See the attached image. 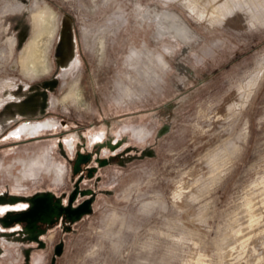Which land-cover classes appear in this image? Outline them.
<instances>
[{
  "label": "rangeland",
  "instance_id": "obj_1",
  "mask_svg": "<svg viewBox=\"0 0 264 264\" xmlns=\"http://www.w3.org/2000/svg\"><path fill=\"white\" fill-rule=\"evenodd\" d=\"M49 1H30L16 49L5 20L15 1L0 0V189L69 187L54 135L7 133L42 114V96L68 127L132 114L139 141L151 109L174 107L155 157L101 171L113 192L63 236L55 264H264V0Z\"/></svg>",
  "mask_w": 264,
  "mask_h": 264
},
{
  "label": "flooded vegetation",
  "instance_id": "obj_2",
  "mask_svg": "<svg viewBox=\"0 0 264 264\" xmlns=\"http://www.w3.org/2000/svg\"><path fill=\"white\" fill-rule=\"evenodd\" d=\"M13 1H15L14 4L6 7L8 9L5 12V20L17 49L23 46L31 33L32 16L29 11L31 0ZM42 1L50 2L49 0L48 2ZM177 27L175 30L173 24V26H168L167 31L174 33L173 30L181 29L180 24ZM180 31L183 33L184 29L177 32L179 34L177 39L183 42L187 34L181 35ZM182 51L184 52L185 49L182 48ZM177 65L187 71L182 62ZM41 99L42 114L19 115L8 125L7 133L12 137L30 135V137H23L24 140H39L47 135H54L55 153L66 168L65 176L69 187L58 191L44 188L32 192H12L6 188L0 189V199L3 201L10 199L11 195L23 197V200L15 203H0V258L18 255L15 264H40L38 255L48 248H50L49 264H55L64 250L63 236L74 231V225L84 216L92 213L94 202L100 194L111 195L113 192L110 189L99 187L102 180L101 171L108 167L124 168L135 161L155 157L159 139L170 130L171 118L169 116L174 109L173 101L162 103L151 109L153 118L142 126L145 136L139 141L132 137L131 130L136 126L132 121V114L121 117L98 116L102 125V128L98 130L93 129L95 121L78 120L68 127V120L59 117L53 119L52 116L46 115L48 114L46 112L48 97L42 96ZM52 103H58V100L53 99ZM143 112H149V110L145 108L139 110V113ZM41 122L42 125L48 122L53 124L41 130H33L36 133H27L30 130L17 133L23 125L31 129L36 123L41 124ZM53 126L54 129H52ZM88 129L93 131L88 133ZM41 131L43 133H39ZM12 132L14 135L11 134ZM68 133H73L74 137L66 136ZM35 196L41 199L36 204L37 210L32 208ZM87 201L90 203L91 212L76 218V212L73 210ZM21 215H24L25 219H19ZM54 228H58L60 235L56 241L51 242L49 232ZM56 249H60V254L55 253Z\"/></svg>",
  "mask_w": 264,
  "mask_h": 264
},
{
  "label": "water",
  "instance_id": "obj_3",
  "mask_svg": "<svg viewBox=\"0 0 264 264\" xmlns=\"http://www.w3.org/2000/svg\"><path fill=\"white\" fill-rule=\"evenodd\" d=\"M21 200H23V197H17V196L11 195L10 196V199H8L7 201H3L2 199H0V203H4V202H7V203L8 202L9 203H15V202L21 201ZM40 200L41 199H39V196H35L33 198L34 205L32 206V208H34V209L37 210L36 204H38V202ZM73 211L76 212V215H77L76 218H79L82 214H88V213H90L91 212V209H90V203H89V201H87V203H85L84 205L79 206L77 209H75ZM19 219H25V216L24 215H21V216H19ZM3 226L5 227L6 225H3ZM60 252H61L60 249L59 250H57V249L55 250V253L56 254H60Z\"/></svg>",
  "mask_w": 264,
  "mask_h": 264
},
{
  "label": "bare ground",
  "instance_id": "obj_4",
  "mask_svg": "<svg viewBox=\"0 0 264 264\" xmlns=\"http://www.w3.org/2000/svg\"><path fill=\"white\" fill-rule=\"evenodd\" d=\"M246 4H247V3H246ZM170 17H171V16H170ZM172 18H174V17H172ZM174 23H175L174 25H175V30H176V28H178L177 26H179V24L176 23V22H174ZM180 27H181V29H184V32H183V33L180 31V32H181L180 34L182 35V34H184V33L186 32V29H185V27H182V26H180ZM181 29H179V30H181ZM175 30H173V31H175ZM177 30H178V29H177ZM179 30H178V31H179ZM178 31H175V33H176V35L179 36V34H177ZM157 59H159V58H157ZM160 59H161V58H160ZM52 124H53L52 122H48V123H45V124H43V125H42V122H41V124H40V123H38V124L36 123V125H34L31 129H32V130H41V129L45 128V127L52 126ZM31 126H32V125H31ZM46 129H47V128H46ZM29 130H30V129H28V127H26V126L23 125V126L20 127V129L18 130L17 133H24V132L29 131ZM263 191H264V190H263ZM261 193H263V192H261ZM263 194H264V193H263ZM263 199H264V198H263ZM263 199H261V200L264 201ZM251 201H252V200H251ZM253 201H255V200H253ZM249 202H250V201H249ZM255 202H256V201H255ZM260 202H261V201H260ZM251 203H252V202H251ZM251 203H249L250 206H251ZM261 204H262V203H261ZM263 204H264V203H263ZM263 204H262V205H263ZM1 205H2V204H1ZM3 205H4V204H3ZM249 208H250V207H249ZM249 208H248V209H249ZM251 209H254V208L251 207ZM250 211H251V210H248V212H250ZM252 212H253V211H252ZM254 212H256V211H254ZM256 213H257V212H256ZM249 214H250V213H249ZM252 214H253V213H252ZM257 214H258V213H257ZM257 214H256V215H257ZM256 215H255V217H257ZM253 216H254V215H253ZM249 217L251 218V216H249ZM255 217H254V218H255ZM259 217H261V216H259ZM250 218H249V219H250ZM255 219H256V218H255ZM251 220H252V219H251ZM253 220H254V219H253ZM253 220H252V221H253ZM252 221H251V222H252ZM255 221H256V220H255ZM253 222H254V221H253ZM253 222H252V223H253ZM254 223H255V222H254ZM249 225H251V224L249 223ZM249 225H248V226H249ZM251 226H253V224H252ZM251 226H250V227H251ZM243 245H244V244H243Z\"/></svg>",
  "mask_w": 264,
  "mask_h": 264
}]
</instances>
